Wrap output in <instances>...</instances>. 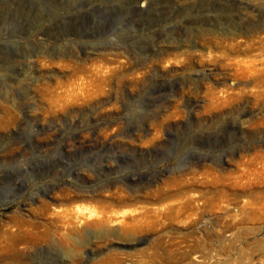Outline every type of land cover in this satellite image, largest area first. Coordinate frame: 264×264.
<instances>
[{"label":"rangeland","instance_id":"374dc122","mask_svg":"<svg viewBox=\"0 0 264 264\" xmlns=\"http://www.w3.org/2000/svg\"><path fill=\"white\" fill-rule=\"evenodd\" d=\"M0 264H264V0H0Z\"/></svg>","mask_w":264,"mask_h":264}]
</instances>
